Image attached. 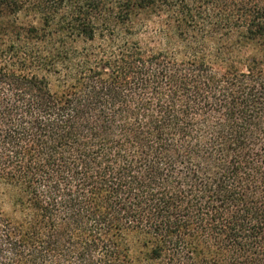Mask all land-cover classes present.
Instances as JSON below:
<instances>
[{
    "label": "trees",
    "instance_id": "1",
    "mask_svg": "<svg viewBox=\"0 0 264 264\" xmlns=\"http://www.w3.org/2000/svg\"><path fill=\"white\" fill-rule=\"evenodd\" d=\"M0 264H264V0H0Z\"/></svg>",
    "mask_w": 264,
    "mask_h": 264
}]
</instances>
